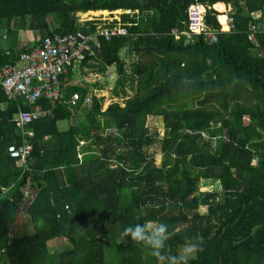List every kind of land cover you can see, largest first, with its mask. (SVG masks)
Masks as SVG:
<instances>
[{
  "label": "trees",
  "instance_id": "16d2710c",
  "mask_svg": "<svg viewBox=\"0 0 264 264\" xmlns=\"http://www.w3.org/2000/svg\"><path fill=\"white\" fill-rule=\"evenodd\" d=\"M195 2L208 7L217 43L171 34L186 31ZM217 3L233 6L229 34ZM97 11L131 12L120 19L128 35L99 37L91 60L100 72L116 67V97H126V83L136 82L137 93L104 112L96 97L89 108L39 101L52 115L30 126L34 149L24 171L7 147L22 143L14 119L31 106L8 100L0 87V264H157L149 248L119 238L149 220L168 225L169 255L202 238L188 264H264V0H0L1 38L14 41L0 45V69L19 62L38 36L96 33L98 22L80 19ZM253 26L259 48L250 40ZM22 31L25 46L16 44ZM123 51L137 57L130 74ZM78 112L85 124L75 123ZM151 118L163 126L161 140ZM159 140L161 167L146 153ZM25 187L34 198H25ZM19 215L34 230L11 239Z\"/></svg>",
  "mask_w": 264,
  "mask_h": 264
},
{
  "label": "built area",
  "instance_id": "2783aa9c",
  "mask_svg": "<svg viewBox=\"0 0 264 264\" xmlns=\"http://www.w3.org/2000/svg\"><path fill=\"white\" fill-rule=\"evenodd\" d=\"M207 11V6L197 2L189 5L186 12V31L173 30L171 34L175 40L183 36L187 38L199 36L205 37L212 43H217L218 34L206 22ZM125 13L130 14L131 12L124 11L123 14ZM226 20L230 30H233L232 17L226 16ZM99 23L101 26L97 25L94 34L77 31L54 37L38 36L37 45L27 48L22 53L19 62L5 65L0 69V87L5 91L8 100L22 99L31 106V111H21L14 119L15 128L19 130L23 139L22 143H13L7 147L8 156L16 160L24 171L28 169V161L34 149L30 142L34 137L30 126L52 115L51 110H44L38 102L47 99L58 104H67L71 108H76L79 104L81 107L91 105L89 95L81 99L78 92L69 94L67 89L62 87L61 76L69 72L72 64L90 60L95 56L96 50L99 49L96 39L99 37L110 41L115 37L128 35V29L121 23V20H118V23L111 28L105 26L112 22ZM256 33L257 27L253 26L250 40L259 48ZM25 197H31L27 190Z\"/></svg>",
  "mask_w": 264,
  "mask_h": 264
},
{
  "label": "crops",
  "instance_id": "0c3cea01",
  "mask_svg": "<svg viewBox=\"0 0 264 264\" xmlns=\"http://www.w3.org/2000/svg\"><path fill=\"white\" fill-rule=\"evenodd\" d=\"M220 6H223L224 9L219 8ZM213 9L217 12V14H219L218 15V21H219V23H220V25L222 27V30H224L223 33L229 34L232 30H230V26L227 23L226 16L233 17V10H234L233 6L230 5V4H225V3H217V4H215L213 6ZM117 12H120L121 15H122L124 11H117ZM104 13H106V15H104ZM112 15H114V12H109V11L88 12V13L84 14L83 16H81L80 22L82 23V21L83 22L91 21L93 23H97V22L99 23V22L107 21V22H112V23L113 22H117L118 23V20L121 19V15H120V19H119V17H114V19H112ZM261 15H262V13L258 12L257 17H260ZM100 24L101 23H99V26H101ZM10 40H12V37L10 39L7 38V36H3L1 38V35H0V45L4 46V48H7V43H11L12 44L14 42V41H10ZM27 41H28L27 32L22 31L21 34H20V37L18 38V42H16V44H19V46H23V45L25 46V44H27ZM97 41H98V39H97ZM123 52H125V51H123ZM121 55H123V53H121ZM130 56H133L134 59L136 58V60L134 62V63H136L137 62V57L135 55H130ZM93 64L96 65L97 62L90 59V61H88L86 66H83L81 63H75L73 65V67L70 66L69 72L64 75L65 78H64L62 87L65 88V89H69L70 87H77V88H80V89H83V90H87V94L86 95H89L91 97V102H92V97H96L97 99H101V111H102V103L103 102H105L104 104L106 105V108H109V106H111L112 104L116 103V102H114V103L110 104V101L107 100L105 97H107V94L111 93L110 92L111 88H112L111 91L114 90L115 83L117 82V80L119 78L115 82L112 80L113 79V75H111V73L109 72V69H111L112 67H107L106 70H104L103 72H100L99 68L94 67ZM113 67L116 68L115 66H113ZM79 68L82 71L84 69H86V68L87 69H86V73L83 74V75H85L84 76V80L80 81V82H77V81H74L73 76H74V72L77 69H79ZM130 68L131 67L128 64H126L127 72H128V69L130 70ZM71 72H73V74H72V76H69ZM111 76H112V78H111ZM118 76L120 77L119 74H118ZM104 79H109V81H106ZM111 80L113 81V84H110ZM110 85H111V87L109 88ZM136 86H137V84H136ZM125 87H126V85H125ZM125 89L127 90V88H125ZM115 98H119V97H115ZM129 98H133V97H129V96L126 95L125 98L121 99V100L124 101L123 104L120 103V102H117V103H120L121 106L124 107L126 100H128ZM107 101H109V102H107ZM82 107H84V106H82ZM85 107H87V106H85ZM74 119H75V123L85 124V119L80 116L79 112H78L76 118H74ZM69 126L70 125L66 126L65 130H68ZM20 168H22V167H20ZM26 190L30 192L29 187H25L23 189L24 196H25V191ZM30 195H31V192H30ZM31 198H34L33 194L31 195V197L26 198V199H31ZM11 228L12 227L10 226V232H11ZM18 237L21 238L23 236H18ZM59 246L60 245H58L56 250L59 249Z\"/></svg>",
  "mask_w": 264,
  "mask_h": 264
},
{
  "label": "clouds",
  "instance_id": "9594fccd",
  "mask_svg": "<svg viewBox=\"0 0 264 264\" xmlns=\"http://www.w3.org/2000/svg\"><path fill=\"white\" fill-rule=\"evenodd\" d=\"M168 225L157 221H146L143 224L129 225L120 232L121 242L131 239L143 244L151 250L150 254L156 258L157 264H188L190 259L201 252L202 238L188 239L180 247L176 255L165 253V242L170 238Z\"/></svg>",
  "mask_w": 264,
  "mask_h": 264
},
{
  "label": "rangeland",
  "instance_id": "374dc122",
  "mask_svg": "<svg viewBox=\"0 0 264 264\" xmlns=\"http://www.w3.org/2000/svg\"><path fill=\"white\" fill-rule=\"evenodd\" d=\"M120 12H114V15H112V19H114V17H119L120 19ZM83 22V21H82ZM123 55L122 58L125 59L126 64H128L130 67L132 66L131 64H133L136 60V58L134 59L133 56H130L127 51L122 52ZM87 69V68H86ZM86 69H84L83 71L79 68L74 72V81L80 82L84 80V76L83 74L86 73ZM109 72L111 73V75H113V81L115 82L119 76H118V71L116 68L112 67L111 69H109ZM130 70L128 69V73L130 74ZM112 78V76H111ZM106 81H109V79H104ZM110 81V84H113V81ZM111 87V85L109 86V88ZM126 95L129 97H134L137 93V86L136 83H127L126 85ZM112 90V88H111ZM111 93L107 94V97H105L107 100L110 101V104L114 103V102H120L123 104V100H121L122 98H125L121 95V97L119 98H115L117 95H115V92L111 91ZM107 101V102H109ZM105 102L102 103V111L104 112L106 110V105L104 104ZM87 108H89V106H87ZM70 125L68 122L62 123L60 125L61 130L66 131L65 128L66 126ZM148 127L152 130V132L157 131L158 135H159V139L161 140L164 137V129L163 126L160 122L159 119H149L148 120ZM160 140L156 143L155 146L150 147L149 149L146 150L147 155L149 156H154L155 157V162L156 165L161 167L162 166V162H163V155L161 153V143ZM81 146L83 144H80ZM94 149V148H92ZM171 164H173V160L171 161ZM199 212H201L202 214H206L207 210L205 208H202L201 210H199ZM11 232H10V238L11 239H16L19 238L18 236H25V235H30L33 232V226L29 220V218H27V216L25 215H20L18 217V219H16V221L12 224L11 226ZM57 242H53L51 244V249L55 250L57 249L58 245Z\"/></svg>",
  "mask_w": 264,
  "mask_h": 264
},
{
  "label": "bare ground",
  "instance_id": "6f19581e",
  "mask_svg": "<svg viewBox=\"0 0 264 264\" xmlns=\"http://www.w3.org/2000/svg\"><path fill=\"white\" fill-rule=\"evenodd\" d=\"M104 15H106V13H104Z\"/></svg>",
  "mask_w": 264,
  "mask_h": 264
},
{
  "label": "water",
  "instance_id": "95a60500",
  "mask_svg": "<svg viewBox=\"0 0 264 264\" xmlns=\"http://www.w3.org/2000/svg\"><path fill=\"white\" fill-rule=\"evenodd\" d=\"M97 40V39H96Z\"/></svg>",
  "mask_w": 264,
  "mask_h": 264
}]
</instances>
